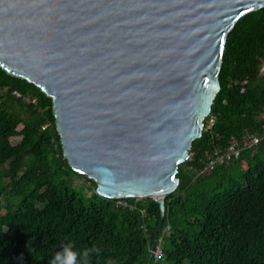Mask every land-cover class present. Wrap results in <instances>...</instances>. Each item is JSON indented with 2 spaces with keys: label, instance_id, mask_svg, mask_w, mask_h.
Returning a JSON list of instances; mask_svg holds the SVG:
<instances>
[{
  "label": "water",
  "instance_id": "1",
  "mask_svg": "<svg viewBox=\"0 0 264 264\" xmlns=\"http://www.w3.org/2000/svg\"><path fill=\"white\" fill-rule=\"evenodd\" d=\"M264 0H0V65L53 100L64 156L165 220L221 90L226 39Z\"/></svg>",
  "mask_w": 264,
  "mask_h": 264
},
{
  "label": "trees",
  "instance_id": "2",
  "mask_svg": "<svg viewBox=\"0 0 264 264\" xmlns=\"http://www.w3.org/2000/svg\"><path fill=\"white\" fill-rule=\"evenodd\" d=\"M263 66L264 7L228 33L221 90L165 199L163 255L151 259L159 202L100 195L64 156L52 98L0 65V264H49L68 242L86 264H264V137L248 145L264 134ZM235 140L241 157L203 172Z\"/></svg>",
  "mask_w": 264,
  "mask_h": 264
},
{
  "label": "built area",
  "instance_id": "3",
  "mask_svg": "<svg viewBox=\"0 0 264 264\" xmlns=\"http://www.w3.org/2000/svg\"><path fill=\"white\" fill-rule=\"evenodd\" d=\"M262 70H264V66ZM263 118H264V114H263ZM263 137H264V134L261 136H251L250 141L248 142V145L253 146V145L258 144L262 140ZM244 148L245 146L241 145L239 141L237 140L233 141L226 150L216 152V154L209 159V162L206 164L203 172L213 170L220 165H224L229 161L240 158ZM117 205L127 206L128 204L125 203L124 201H119ZM161 246L162 244H159V245L157 244V248L154 254L157 259H160L163 255V250Z\"/></svg>",
  "mask_w": 264,
  "mask_h": 264
},
{
  "label": "clouds",
  "instance_id": "4",
  "mask_svg": "<svg viewBox=\"0 0 264 264\" xmlns=\"http://www.w3.org/2000/svg\"><path fill=\"white\" fill-rule=\"evenodd\" d=\"M88 255L87 250L78 252L74 245L68 242L51 257L49 264H86Z\"/></svg>",
  "mask_w": 264,
  "mask_h": 264
},
{
  "label": "rangeland",
  "instance_id": "5",
  "mask_svg": "<svg viewBox=\"0 0 264 264\" xmlns=\"http://www.w3.org/2000/svg\"><path fill=\"white\" fill-rule=\"evenodd\" d=\"M80 180V179H79ZM81 182H82V179H81ZM158 260L155 259L154 261V264H160V263H157Z\"/></svg>",
  "mask_w": 264,
  "mask_h": 264
}]
</instances>
